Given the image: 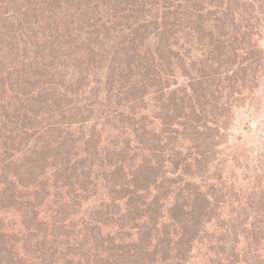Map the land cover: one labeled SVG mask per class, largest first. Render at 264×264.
<instances>
[{
    "label": "rangeland",
    "instance_id": "374dc122",
    "mask_svg": "<svg viewBox=\"0 0 264 264\" xmlns=\"http://www.w3.org/2000/svg\"><path fill=\"white\" fill-rule=\"evenodd\" d=\"M0 264H264V0H0Z\"/></svg>",
    "mask_w": 264,
    "mask_h": 264
}]
</instances>
